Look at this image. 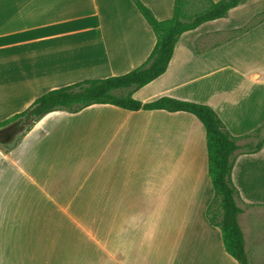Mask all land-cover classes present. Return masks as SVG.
I'll use <instances>...</instances> for the list:
<instances>
[{
	"label": "crops",
	"instance_id": "crops-1",
	"mask_svg": "<svg viewBox=\"0 0 264 264\" xmlns=\"http://www.w3.org/2000/svg\"><path fill=\"white\" fill-rule=\"evenodd\" d=\"M141 1L160 21L174 16L176 0ZM247 8L184 33L166 73L134 97L208 105L237 137L263 126L264 21L195 46L203 32L239 30ZM155 44L131 0H0V121L50 90L125 75ZM232 181L250 263L264 264V147L237 156ZM213 196L193 115L55 111L0 150V264H238L206 216Z\"/></svg>",
	"mask_w": 264,
	"mask_h": 264
},
{
	"label": "trees",
	"instance_id": "trees-1",
	"mask_svg": "<svg viewBox=\"0 0 264 264\" xmlns=\"http://www.w3.org/2000/svg\"><path fill=\"white\" fill-rule=\"evenodd\" d=\"M156 37L148 59L133 71L104 79H93L50 90L37 98L30 108L0 121V150L15 149L36 122L55 111L79 113L93 105H111L127 111L184 112L196 117L206 131L208 174L214 196L206 210L210 223L218 228L226 253L238 264H251L246 252L239 217L244 212L240 193L232 181V171L240 154H255L264 147V125L252 133L234 136L216 111L205 104L162 97L142 103L134 94L164 75L180 37L205 23L224 19L231 10L249 0H206L207 6L194 17L187 16L188 0H176L171 19L160 21L141 0H131ZM264 21V20H263ZM32 120L31 124H28ZM261 138L257 144L242 141Z\"/></svg>",
	"mask_w": 264,
	"mask_h": 264
},
{
	"label": "rangeland",
	"instance_id": "rangeland-1",
	"mask_svg": "<svg viewBox=\"0 0 264 264\" xmlns=\"http://www.w3.org/2000/svg\"><path fill=\"white\" fill-rule=\"evenodd\" d=\"M189 4L187 6V16L188 17H194L196 14L200 13L203 11L206 6H207V1L206 0H188ZM242 5H247V14H246V19L242 21V25L239 28V30L234 29H224V31L220 32L217 31V29H213L210 31L203 32L200 34L199 39L196 42V48L198 49H206L208 47H213L216 46V44H220L223 42H226L227 40L233 38L236 36L239 32H243L246 29L258 24L262 20H264V1L261 0H249L248 2L242 4ZM241 5V6H242ZM231 25L233 23L227 22L225 25L222 26H227ZM221 26V24H219ZM207 44L204 46L203 44ZM264 136V134L261 135V138ZM260 138V139H261ZM258 140H255L254 143H256ZM262 210H257V216L259 219H262V224L264 227V208H261ZM251 261V260H250ZM252 263V262H251Z\"/></svg>",
	"mask_w": 264,
	"mask_h": 264
},
{
	"label": "water",
	"instance_id": "water-1",
	"mask_svg": "<svg viewBox=\"0 0 264 264\" xmlns=\"http://www.w3.org/2000/svg\"><path fill=\"white\" fill-rule=\"evenodd\" d=\"M31 123H32V120H30L28 124H31Z\"/></svg>",
	"mask_w": 264,
	"mask_h": 264
}]
</instances>
